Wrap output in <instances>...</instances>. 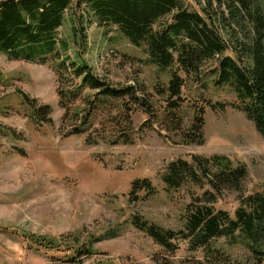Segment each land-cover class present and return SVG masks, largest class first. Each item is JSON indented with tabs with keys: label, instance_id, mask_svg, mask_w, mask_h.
I'll list each match as a JSON object with an SVG mask.
<instances>
[{
	"label": "rangeland",
	"instance_id": "obj_1",
	"mask_svg": "<svg viewBox=\"0 0 264 264\" xmlns=\"http://www.w3.org/2000/svg\"><path fill=\"white\" fill-rule=\"evenodd\" d=\"M186 3L199 10L204 0ZM207 7L229 44L250 41L244 14L236 20L224 6L219 17L223 10L217 5ZM86 9L66 13L58 32L68 43L62 57L88 64L107 86L132 89L104 97L85 86L65 108L59 103L54 63L14 59L0 51V264H258L254 253L228 237L196 249L182 239L165 247L135 226L137 216L181 231L189 204L203 203L207 190L216 196V208L235 217L241 194L264 190V138L235 106L241 103L235 91L216 85L215 59L197 77L180 71L185 78L181 98H171L166 91L170 70L148 60L145 44L135 46ZM226 53L234 55L231 48ZM64 74L65 89L81 84L70 69ZM22 92L38 106H51L52 124L39 126L30 118ZM199 107L206 111L205 142L186 144L182 137ZM86 114L85 131L69 134L82 126ZM214 154L246 165L242 193H218L205 182L167 190L161 174L170 161ZM138 178H149L156 191L131 192ZM30 234L55 239L58 247H39L28 240ZM85 242L91 253H85Z\"/></svg>",
	"mask_w": 264,
	"mask_h": 264
},
{
	"label": "trees",
	"instance_id": "obj_2",
	"mask_svg": "<svg viewBox=\"0 0 264 264\" xmlns=\"http://www.w3.org/2000/svg\"><path fill=\"white\" fill-rule=\"evenodd\" d=\"M214 4L223 10L219 17H224V6L236 20L239 15H245L251 32V39L244 43L245 46L229 44L224 38L216 23L218 19L208 11L207 5ZM79 6H85L92 12L100 25L116 26L135 46L146 45L148 60L171 72L166 86L171 98H181L185 78L180 71L186 76L197 77L203 65L215 59L216 85H229L235 91L241 101L235 106L245 112L264 138V0H204L199 10L189 8L186 0H0V51L14 59L54 63L60 83L59 103L65 108L70 107L85 86L98 89V94L104 97H120L132 89L107 86L88 64L62 57L68 43L59 38L58 32L65 22L66 13L77 10ZM159 21L163 22L156 28ZM218 22L220 24V20ZM229 48L234 55L226 53ZM68 69L76 77H81L78 87L65 89L62 86L64 71ZM22 95L31 108L30 118L37 125L53 123L49 104L38 106L28 99L26 93L22 92ZM178 103L176 100L172 102L174 107H179ZM88 114L82 126L69 134L85 131ZM123 119L132 126L128 115ZM205 125L206 111L199 107L182 141L203 144ZM123 141L129 142V139L124 138ZM113 142L117 143V140ZM247 175L246 165H234L230 157L214 154L194 155L191 162L181 157L172 160L161 177L167 190L188 183L201 185L205 182L218 193L224 190L242 193ZM141 190L147 195L156 191L149 178L135 179L131 192ZM240 200L241 205L232 217L227 210L215 207L214 193L204 191L203 203L189 204L185 228L178 232L142 221L137 216L133 217V223L165 247L171 246L175 239H182L188 240L189 245L196 249L207 247L219 237H228L244 244L256 255L259 264L264 260V190L247 196L241 194ZM27 238L39 247H58L55 239L46 236L30 234ZM82 246L86 248L85 253L92 252L89 242Z\"/></svg>",
	"mask_w": 264,
	"mask_h": 264
}]
</instances>
